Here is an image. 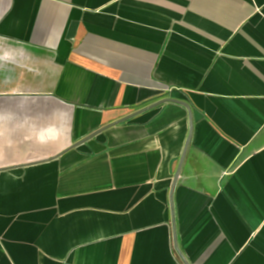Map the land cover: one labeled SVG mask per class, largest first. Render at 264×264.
<instances>
[{"label":"crops","instance_id":"1","mask_svg":"<svg viewBox=\"0 0 264 264\" xmlns=\"http://www.w3.org/2000/svg\"><path fill=\"white\" fill-rule=\"evenodd\" d=\"M165 103L50 159L102 127ZM264 264V0H0V264Z\"/></svg>","mask_w":264,"mask_h":264},{"label":"water","instance_id":"2","mask_svg":"<svg viewBox=\"0 0 264 264\" xmlns=\"http://www.w3.org/2000/svg\"><path fill=\"white\" fill-rule=\"evenodd\" d=\"M165 103H176V104H179V105L185 107L187 109L188 113H189L190 133H189V137L187 139L185 148L183 150V154H182L181 161H180V164H179L180 166L178 167L177 172L175 174L174 185H173V188H174V186H175V184H176V182L178 180V177L180 175L181 168L183 166V163H184V160H185V156H186V153H187V149H188V146H189V143H190V140H191L193 122H192V109L189 106V104L184 102V101H179V100L172 99V98H170V99L169 98L162 99V100H160V101H158V102H156V103H154L152 105H149V106H147V107H145L143 109H140L138 112H135V113H133L131 115H128V116H126V117H124L122 119H119L117 121H114V122L102 127L101 129L95 131L94 133L90 134L89 136L85 137L84 139L76 142L75 144H73V146H70L68 149H66L62 153H60V154H58V155H56V156H54V157H52L50 159L42 161V162H48V161H51V160H55V159L59 158L60 156H62L63 154H65L66 152H68V151H70V150H72L74 148H77L80 145H83V144L87 143L89 140L95 138L97 135L101 134L102 132L106 131L107 129H109L111 127H114V126H117V125H119L121 123H124V122H126V121H128V120H130V119H132L134 117H138V115H140L142 113H145V112H147V111H149L151 109H154V108H156V107H158L160 105H163ZM184 263L187 264L186 260H184Z\"/></svg>","mask_w":264,"mask_h":264}]
</instances>
